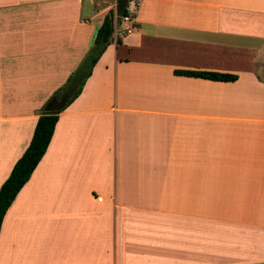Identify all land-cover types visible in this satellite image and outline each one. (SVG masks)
Here are the masks:
<instances>
[{
    "label": "crops",
    "instance_id": "obj_1",
    "mask_svg": "<svg viewBox=\"0 0 264 264\" xmlns=\"http://www.w3.org/2000/svg\"><path fill=\"white\" fill-rule=\"evenodd\" d=\"M116 5L0 0V185ZM128 11L7 209L0 264H264V0Z\"/></svg>",
    "mask_w": 264,
    "mask_h": 264
},
{
    "label": "trees",
    "instance_id": "obj_2",
    "mask_svg": "<svg viewBox=\"0 0 264 264\" xmlns=\"http://www.w3.org/2000/svg\"><path fill=\"white\" fill-rule=\"evenodd\" d=\"M128 2L129 0H117L116 8L110 9L105 14L102 23L96 30L93 44L87 56L68 77L66 85L58 89L49 99L50 101L54 96L60 95L72 85L73 93L65 106L54 111L43 110L40 114L29 145L14 163L8 177L0 185V228L7 209L23 185L29 180L32 172L45 154L53 136L59 113L81 93L86 79L92 73L93 67L113 39L115 24L124 16L129 15ZM117 42L120 43V39H117ZM174 73L215 81H234L238 78L236 74L218 71L175 70Z\"/></svg>",
    "mask_w": 264,
    "mask_h": 264
},
{
    "label": "water",
    "instance_id": "obj_3",
    "mask_svg": "<svg viewBox=\"0 0 264 264\" xmlns=\"http://www.w3.org/2000/svg\"><path fill=\"white\" fill-rule=\"evenodd\" d=\"M72 93H73V88L72 85H70L63 93L53 97L46 105L45 110L54 111L57 109H61L68 102Z\"/></svg>",
    "mask_w": 264,
    "mask_h": 264
},
{
    "label": "built area",
    "instance_id": "obj_4",
    "mask_svg": "<svg viewBox=\"0 0 264 264\" xmlns=\"http://www.w3.org/2000/svg\"><path fill=\"white\" fill-rule=\"evenodd\" d=\"M128 18H129V16H124L122 19H128ZM114 28H116V24H115Z\"/></svg>",
    "mask_w": 264,
    "mask_h": 264
}]
</instances>
